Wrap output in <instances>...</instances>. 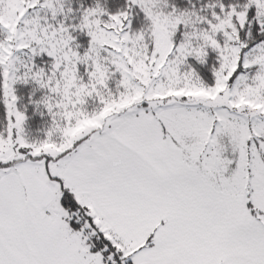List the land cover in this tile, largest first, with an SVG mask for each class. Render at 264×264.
<instances>
[{
	"label": "snow or ice",
	"instance_id": "obj_1",
	"mask_svg": "<svg viewBox=\"0 0 264 264\" xmlns=\"http://www.w3.org/2000/svg\"><path fill=\"white\" fill-rule=\"evenodd\" d=\"M0 264H264V0H0Z\"/></svg>",
	"mask_w": 264,
	"mask_h": 264
}]
</instances>
